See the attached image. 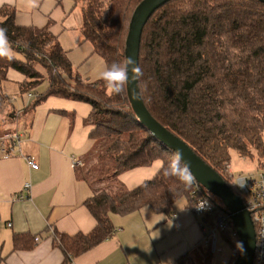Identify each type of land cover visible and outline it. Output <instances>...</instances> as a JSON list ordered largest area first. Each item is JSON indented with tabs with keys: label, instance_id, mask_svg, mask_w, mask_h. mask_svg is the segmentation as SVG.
<instances>
[{
	"label": "trees",
	"instance_id": "16d2710c",
	"mask_svg": "<svg viewBox=\"0 0 264 264\" xmlns=\"http://www.w3.org/2000/svg\"><path fill=\"white\" fill-rule=\"evenodd\" d=\"M141 1L73 0L75 6L81 4V42L90 44L105 68L113 63L124 65L128 24ZM50 27L49 21L42 28L19 26L13 7L0 8V28L6 30L14 57H0V114L10 104L1 91L9 71L21 76L17 83L21 98L35 95L18 116L31 113L50 98L90 107L85 120V125L92 127L88 153L94 154L97 164L103 163L102 168L107 163L108 169L97 176L98 181L92 179L85 157L83 174L96 187L83 205L96 225L86 235L52 231L53 243L63 256L61 264H72L114 236L109 214L126 216L149 209L169 219L179 199L184 198L191 209L200 196L216 207L214 214L206 215L208 226L216 215L228 214L221 201L203 192L196 182L185 187L176 177L163 175V167L175 154L139 123L127 99L125 83L122 91L114 94L103 79L82 81ZM25 43L27 47L18 46ZM137 66L142 73L137 79L139 93L151 117L182 140L231 190V182L224 177L230 152L241 158L256 154L264 160L263 4L257 0H171L156 9L143 26ZM44 82V90L37 92ZM154 162L161 166L152 179L131 190L119 182L122 173ZM103 181L104 185L100 183ZM220 239L230 249L228 264H233L238 237L232 222L220 232ZM32 247L29 234L12 235L14 251ZM178 264H195V260L187 255ZM201 264H212L209 247L202 250Z\"/></svg>",
	"mask_w": 264,
	"mask_h": 264
},
{
	"label": "crops",
	"instance_id": "0c3cea01",
	"mask_svg": "<svg viewBox=\"0 0 264 264\" xmlns=\"http://www.w3.org/2000/svg\"><path fill=\"white\" fill-rule=\"evenodd\" d=\"M78 4L75 6L73 0H0V8L15 9L19 26L42 28L49 21L50 32L72 66L84 67L78 74L81 80L95 83L101 79L105 65L95 59L89 43L81 42L79 10L76 19L72 16ZM19 81L21 76L8 77L1 84L10 104L0 114V135L17 131L22 142L19 156L7 160L0 156V264H61L63 256L53 243L52 231L86 235L96 225L83 205L96 187L83 174L92 145L88 139L92 127L85 125L90 107L50 98L29 113L32 116L24 132H19L23 126L18 123V113L31 101L27 96L20 97ZM14 94L19 98L15 99ZM25 158H33L37 169H31ZM160 166V162H154L122 173L118 180L131 190L152 179ZM25 183L30 185L28 193L23 191ZM109 219L114 236L75 258L72 264H178L187 255L202 263L204 244L199 218L191 213L184 198L175 203L174 215L169 219L149 209L126 216L109 214ZM13 234L33 237L32 249L14 251Z\"/></svg>",
	"mask_w": 264,
	"mask_h": 264
},
{
	"label": "water",
	"instance_id": "95a60500",
	"mask_svg": "<svg viewBox=\"0 0 264 264\" xmlns=\"http://www.w3.org/2000/svg\"><path fill=\"white\" fill-rule=\"evenodd\" d=\"M169 1L171 0H142L136 6L130 18L125 38L124 65L130 57L135 61V66H137L142 28L151 14ZM257 1L264 5V0ZM125 91L130 107L139 123L149 131L155 140L174 154V149H179L183 161L189 165L197 179L196 183L202 191L208 192L211 196L219 199L227 210L235 234L238 237V243H241L243 246V251L238 249L233 264H254L256 248L255 232L251 218L245 211L241 198L236 196L227 186L226 182L197 157L182 140L170 133L151 117L142 102L137 79L130 82L125 81Z\"/></svg>",
	"mask_w": 264,
	"mask_h": 264
},
{
	"label": "built area",
	"instance_id": "2783aa9c",
	"mask_svg": "<svg viewBox=\"0 0 264 264\" xmlns=\"http://www.w3.org/2000/svg\"><path fill=\"white\" fill-rule=\"evenodd\" d=\"M27 97L32 100L35 95L29 93ZM21 142V134L17 131L0 135L1 158L7 160L13 156H19L21 154ZM25 160L31 169H37L38 166L33 158H25ZM256 170L257 173H250L237 177L236 181L234 183L231 182V184L239 194L244 209L249 214L253 223L256 244L254 262L256 264H261L264 262V160H259ZM227 173L229 179H231L232 173L229 169ZM241 184H243V186H241ZM29 187L30 185L25 183L23 185V191L28 193ZM192 198H195L194 193H192ZM215 210L216 207L214 204L203 196L195 198V202L190 209L191 213L199 218V226L204 247H209L212 253L217 250V242L221 240L220 232L227 229L231 223L229 215L222 213L215 216L212 226H208L205 220L206 215L214 214ZM8 226H10V224ZM34 241L37 242L38 239L35 238ZM219 244L221 243L219 242Z\"/></svg>",
	"mask_w": 264,
	"mask_h": 264
},
{
	"label": "clouds",
	"instance_id": "9594fccd",
	"mask_svg": "<svg viewBox=\"0 0 264 264\" xmlns=\"http://www.w3.org/2000/svg\"><path fill=\"white\" fill-rule=\"evenodd\" d=\"M27 47L25 43L18 45ZM0 57H6L7 59H13L12 48L9 45L6 30L0 28ZM142 75L141 69L135 66V61L130 57L127 63L121 66L118 63H113L111 66L106 67L104 71L100 73V78L105 81L106 87L114 94H119L122 91V86L125 81H132L138 79ZM174 158L169 162L166 167H163V175L166 177H176L185 187H190L197 181L189 165L183 161L182 154L179 149H174ZM243 186V184H241ZM238 249L243 251V246L238 243Z\"/></svg>",
	"mask_w": 264,
	"mask_h": 264
},
{
	"label": "rangeland",
	"instance_id": "374dc122",
	"mask_svg": "<svg viewBox=\"0 0 264 264\" xmlns=\"http://www.w3.org/2000/svg\"><path fill=\"white\" fill-rule=\"evenodd\" d=\"M80 7H81V4L79 2L78 7H77L78 9L74 10L73 15H72L73 18L76 19L77 10H79V22L81 21L80 20ZM84 46H86V45H84ZM95 59L98 60V62L100 64H104V63H102L103 61L99 57L96 56ZM91 63H92V61L89 62V64H91ZM83 68L84 67L77 68L76 65H74L73 71L75 74L80 75V74H82V72L84 70ZM15 76L20 77V75L18 73L14 72V71H9V74H8L9 79L15 78ZM45 85H46L45 82L42 83L36 91L42 92L45 88ZM14 97H15V99L19 98V96L17 97L16 94H14ZM27 98H25V99H27ZM30 116H32V114H29V113L24 114L23 113V114L18 116L19 118L17 117L18 123L20 124V126H23V130L19 129V132H21V131L24 132V129H25L24 125L28 124V122L30 120ZM86 160H87V163L89 164V167L91 169V174H90L91 176L90 177L92 179L94 178L96 181H98L97 176L99 174L101 175V172L106 171L108 169L107 163L104 164V168H102L103 163L100 162L99 164H97L95 159H94L93 153H88L86 155ZM258 162H259V159H258L256 154L253 155V157H251V158H241L235 152H230V162H229V165H228V167L224 173V177H225V179H227L229 181L231 180L230 182L234 183L236 181L237 177L248 175L250 173H257L256 168L258 167ZM228 169L232 173L231 179H229V175L227 173ZM105 182L106 181H103L100 183H102L104 185ZM111 182H112L111 186L114 187V182L113 181H111ZM232 190L235 191L234 187L232 188ZM219 242L221 244H219ZM216 248H217V250L214 253H212V264H228L229 259H230V249L227 247V245H225L224 242H222V240H219L217 242ZM195 264H201V263L199 262V260L195 259Z\"/></svg>",
	"mask_w": 264,
	"mask_h": 264
}]
</instances>
